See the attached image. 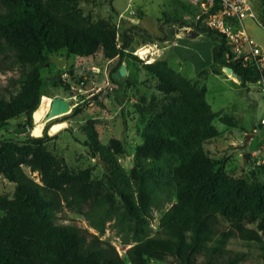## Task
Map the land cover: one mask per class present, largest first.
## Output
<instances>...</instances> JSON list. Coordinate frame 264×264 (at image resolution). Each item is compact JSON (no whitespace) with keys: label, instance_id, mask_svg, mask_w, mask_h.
Wrapping results in <instances>:
<instances>
[{"label":"trees","instance_id":"1","mask_svg":"<svg viewBox=\"0 0 264 264\" xmlns=\"http://www.w3.org/2000/svg\"><path fill=\"white\" fill-rule=\"evenodd\" d=\"M80 1L0 0V70L18 71L0 84V130L21 115L32 124L46 79L55 88L69 86L60 67L57 76L42 74L54 52L90 56L103 49L108 59L118 55L111 73L115 82L120 80L114 72L127 56L157 79L158 94L143 95L137 103L145 124L130 173L119 161L121 140L112 138L104 144L94 125H86L85 144L93 154H100L109 171L110 191L105 196L94 194L91 167L73 170L48 148L47 129L40 135L27 131L23 138L0 139V174L15 183L12 196L0 193V264H147L151 259L238 264L242 256L226 257V244L236 235L264 249V179L249 182L228 174L206 148L220 135L214 120L228 123L233 114L213 110L207 87L181 74L166 59L144 62L126 50L135 30L147 32L140 25L142 10L138 9V23L126 25L117 46L114 27L83 21ZM172 1L194 13L189 4ZM255 6L264 22V0ZM193 30L216 39L213 71L223 73L224 66H232L247 88L258 80L251 67L227 62L229 50L221 33L198 24ZM171 37L168 31L159 39ZM79 111L75 107L70 114ZM92 194L94 211L119 203L115 209L128 235L123 242L129 244L124 254L102 237V217L94 219L86 211L98 232L59 217L64 204L80 208ZM169 202L154 229V211Z\"/></svg>","mask_w":264,"mask_h":264},{"label":"rangeland","instance_id":"2","mask_svg":"<svg viewBox=\"0 0 264 264\" xmlns=\"http://www.w3.org/2000/svg\"><path fill=\"white\" fill-rule=\"evenodd\" d=\"M263 0H255L258 5ZM82 8L85 23L105 24L115 28V44L121 45L122 39L118 31L125 30L127 19L121 21L118 27L116 22L118 13L126 8H135L143 11L140 25L147 31L137 32L132 40V45L147 46L150 52L137 53V49L129 51L137 55L144 62H151L158 59L159 48H163L162 58H166L170 65L184 76L189 77L199 85L207 87L206 97L213 110H222L225 113L233 114L230 122L216 118L214 124L220 131L218 138L206 144L210 154L222 165L228 174L235 177H245L249 182L256 178L264 179V84L262 82H251L247 87L241 84L236 77L227 72L216 73L212 69L213 46L216 39L206 32H199L190 36L183 28V23H190L192 12L171 0H81L78 4ZM114 7L115 10L112 9ZM167 17V18H166ZM184 21V22H183ZM244 23L251 37L264 48V27L256 19L246 17ZM174 29L172 37L167 40H160L168 31ZM175 32L180 33L179 39ZM152 38L153 41L149 39ZM176 42V43H175ZM64 54L63 52H58ZM66 54V53H65ZM67 55V54H66ZM61 56V55H60ZM103 49L90 56L71 54L66 58V65L61 67L56 63H50L42 69L45 78L57 76L58 67L64 72H69L72 83L81 86L83 75L85 80L84 91L80 99L70 101L71 109L65 114L52 117L47 120L39 133L36 127L39 122L35 118L39 113L40 106L47 108V117L50 102L57 93L67 95L63 87H53L50 81H45L44 92L39 107L34 111L32 124L27 123L26 115L11 119L9 124L0 130V139L23 138V130L34 134H43L45 129L50 130L54 124L65 123L56 132L49 133L48 148L59 158H63L67 166L73 170H80L86 167L92 168V187L94 194L105 196L110 191L105 161L100 154H93L85 144L88 139L86 125H94L98 131L102 143L109 145L112 138L120 139L123 146V153L119 154V161L123 168L130 173L135 165L134 156L137 145L142 141V127L145 118L137 107L143 95L150 97L153 93L158 94L156 89L157 79L147 73L140 63L125 57L123 63L128 68V75H123L119 82L113 81L111 73L117 65L119 56L108 63ZM92 65L101 68L100 73L94 74ZM107 68V69H106ZM106 69V71H105ZM73 73H71V72ZM16 69L0 70V84H6L9 78L16 75ZM94 87V88H93ZM96 88H100L96 90ZM258 94V95H257ZM96 95H98L96 97ZM75 107L80 111L70 114ZM48 118V117H47ZM25 127H23V125ZM249 152L250 158L245 157ZM37 176V172L33 173ZM15 183L0 174V193L13 195ZM93 195V194H92ZM94 195L82 202L81 207H69L63 205L59 217L64 222H76L88 228L90 231L98 232L93 227L89 215L94 219L102 217L104 227L102 237L109 239L121 254H124L129 244L123 242V237L128 236L125 226L119 220V210L115 207L119 203L110 204L106 207H99L94 211L92 205ZM170 205L165 204L160 210L154 211L152 226L156 229L162 211ZM102 208V210L100 209ZM2 211H0V214ZM226 223V222H224ZM222 228H228L222 224ZM226 257L242 256L238 264H264V249L260 243L241 238L239 235L232 236L227 244ZM147 264H174L166 261L151 259Z\"/></svg>","mask_w":264,"mask_h":264},{"label":"built area","instance_id":"3","mask_svg":"<svg viewBox=\"0 0 264 264\" xmlns=\"http://www.w3.org/2000/svg\"><path fill=\"white\" fill-rule=\"evenodd\" d=\"M180 1L189 4L194 10L192 20H190L191 25L183 26V28L193 30L194 25L198 24L202 27H207L221 33L229 50L227 62L239 63L242 66L251 67L257 71L259 75L257 81L264 84V48L251 37L244 23L246 17H252L264 27V22L260 19L254 4L255 0ZM123 19H127V23H130L131 21L133 23H138L140 20L138 17V9L126 8L124 11L119 12L116 22L118 27ZM118 36L122 39V32L118 31ZM126 50L130 51V48H127ZM115 58L116 57L110 58L108 63ZM91 70L94 74H97L100 73L101 68L97 65H92ZM83 77L84 79L81 80L82 85L79 86L78 84L72 83L69 72H63L61 78L64 84L67 85V83H69V86L63 88L68 94L62 95L57 93L56 95H62L69 100L80 99L81 92L84 89L83 86L85 85V80L88 79L86 74H84ZM99 89L100 88H96V90ZM262 123H264V118H262ZM26 132L27 130L22 133L25 135Z\"/></svg>","mask_w":264,"mask_h":264},{"label":"water","instance_id":"4","mask_svg":"<svg viewBox=\"0 0 264 264\" xmlns=\"http://www.w3.org/2000/svg\"><path fill=\"white\" fill-rule=\"evenodd\" d=\"M173 32H174V29H171L169 31V37L172 36ZM198 33H199L198 31H189L188 35L194 36V35H197ZM149 40L153 41L152 38H150ZM134 50H136V46L131 45L130 51H134ZM66 58H67V55L65 53L60 56L58 52H54L49 57V60L46 63V65H49L50 63H56L57 65L63 67L66 65V62H65ZM224 70H225V72L230 74L232 77H236L238 80H242V75L239 74L238 72H236L232 66H225ZM126 74H127V66L125 63H122L120 65V67L114 72V78L115 79H121V77L123 75H126ZM70 106L71 105H70L69 99L67 97H64L62 95H57L51 101L50 108L48 110V117H52V116L57 115L59 113L67 112L68 110L70 111V109H71ZM35 118H36V114H35ZM58 123H60V122H58ZM53 131L54 130H52L50 128L49 133H53ZM54 132H56V131H54ZM245 157L250 158L249 152L245 153Z\"/></svg>","mask_w":264,"mask_h":264},{"label":"bare ground","instance_id":"5","mask_svg":"<svg viewBox=\"0 0 264 264\" xmlns=\"http://www.w3.org/2000/svg\"><path fill=\"white\" fill-rule=\"evenodd\" d=\"M150 51H151L150 48L147 47V46H144V45H143V46H139V47L137 48V53H141L143 56H144V54H147V53L150 52ZM65 62H66V61H65ZM63 63H64V62H63ZM56 96H57V95H56ZM54 97H55V96H54ZM54 97H53V98H54ZM53 98H52V99H53ZM51 101H52V100H51ZM50 104H51V102H50ZM70 107H71V106H70ZM46 111H47V108H45V107H40L39 113L36 112V119H37V121L39 122L38 126L36 127V132H37V133H39V132L41 131V129L43 128L44 124L47 122L48 119L66 113V112L59 113V114L54 115V116H52V117H48V114H47V117H48V118H47L46 116L43 117V113H47ZM68 111H69V110H68ZM68 111H67V112H68ZM64 124H65V123H57V124H54V125L52 126L51 129L54 130V131H57V130L60 129ZM54 131H53V132H54Z\"/></svg>","mask_w":264,"mask_h":264},{"label":"crops","instance_id":"6","mask_svg":"<svg viewBox=\"0 0 264 264\" xmlns=\"http://www.w3.org/2000/svg\"><path fill=\"white\" fill-rule=\"evenodd\" d=\"M172 1V0H171ZM184 30L188 33L189 31H194V30H190V29H186V28H184ZM178 36H174L175 38H177V39H179L180 37H181V34L180 33H177V32H175ZM176 43V42H175ZM163 53V48L161 47V48H159V53H158V58H162V56H161V54ZM213 56V55H212ZM163 59H166V58H163ZM167 60V59H166ZM168 61V60H167ZM169 62V61H168ZM182 74V73H181ZM127 75H128V68H127ZM241 81V80H240ZM242 84V83H241ZM247 90H250V88L248 89L247 88ZM258 95V94H257ZM264 118V117H263Z\"/></svg>","mask_w":264,"mask_h":264}]
</instances>
